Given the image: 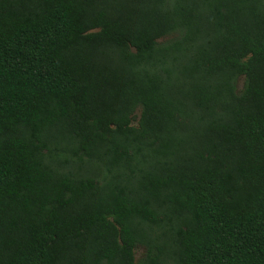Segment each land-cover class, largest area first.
<instances>
[{"label":"trees","instance_id":"16d2710c","mask_svg":"<svg viewBox=\"0 0 264 264\" xmlns=\"http://www.w3.org/2000/svg\"><path fill=\"white\" fill-rule=\"evenodd\" d=\"M0 264H264V0H0Z\"/></svg>","mask_w":264,"mask_h":264},{"label":"rangeland","instance_id":"374dc122","mask_svg":"<svg viewBox=\"0 0 264 264\" xmlns=\"http://www.w3.org/2000/svg\"><path fill=\"white\" fill-rule=\"evenodd\" d=\"M242 84H243V76H240L238 79H237V88L240 89L242 87ZM138 115H139V108H136L134 114H133V119H132V123L135 124L136 123V120L138 118ZM144 249L141 247V246H138L136 249H135V259L137 260L143 253Z\"/></svg>","mask_w":264,"mask_h":264}]
</instances>
